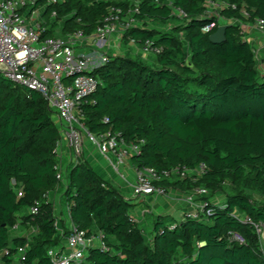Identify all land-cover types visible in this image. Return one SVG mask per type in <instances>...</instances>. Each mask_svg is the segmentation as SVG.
Wrapping results in <instances>:
<instances>
[{"label": "trees", "instance_id": "obj_1", "mask_svg": "<svg viewBox=\"0 0 264 264\" xmlns=\"http://www.w3.org/2000/svg\"><path fill=\"white\" fill-rule=\"evenodd\" d=\"M138 1L137 24L121 42H152L160 50L156 63L126 52L96 68L100 85L82 107L84 126L93 134L119 132L126 143L138 144L140 154L130 160L138 170L203 164L197 180L172 177L161 185L182 194L205 189L210 199L221 195L224 202L202 198L201 220L156 216L148 238L131 216L134 206L79 162L65 172L62 197L71 222L87 237L102 234L108 248H92L83 264H264L254 229L264 224V75L243 40L244 24L264 20V0H215L234 6L220 11L228 25L220 44L209 41L216 29L203 31L211 21L205 18L208 0H169L184 18L172 14L168 0ZM129 4L37 0L35 8L44 7L47 18L55 12L63 38L75 31L90 36L110 6ZM169 22H176L170 31L155 27ZM53 28L42 38L53 37ZM54 116L39 93L14 87L0 73V264H51L47 252L60 243L53 204L45 197L59 186L62 136ZM36 203L37 213L25 214ZM239 214L251 223L240 222ZM18 226L29 236L13 235Z\"/></svg>", "mask_w": 264, "mask_h": 264}, {"label": "built area", "instance_id": "obj_2", "mask_svg": "<svg viewBox=\"0 0 264 264\" xmlns=\"http://www.w3.org/2000/svg\"><path fill=\"white\" fill-rule=\"evenodd\" d=\"M36 1L0 0V73L14 87L39 93L54 112L61 136L73 157L70 167L81 162L83 142L86 139L113 172L119 175V168L133 156L139 155L140 148L138 144L126 143L119 132L108 130L101 134H93L85 128L82 107L89 103L90 96L95 93L100 81L93 75L97 67L89 56L80 52L79 47L84 49L93 47V53H95V50L109 48L113 42H121L124 35L137 24L134 15L138 13L139 1L129 0L130 4L125 7L110 6L106 16L90 36H86L82 31H75L66 34L63 38H42L44 7L35 8ZM122 1L124 0H118V2ZM58 2L59 0H46L47 5H55ZM155 2L159 4V1ZM165 4L172 8L169 0ZM228 8H234V6L223 1L208 0L205 18L211 21L203 31L209 33L222 24L225 25L227 21L220 18L219 14L221 10ZM172 14L178 18L186 16L181 10L175 8H172ZM242 14L247 16L244 10ZM49 18L54 20L55 12H51ZM253 25L264 36V20L256 18ZM132 45L137 46L142 55L155 56L160 52L150 41L143 44L132 43ZM102 58L105 62L108 60ZM107 122L108 120L104 119V123ZM204 170L203 164L194 169L176 166L161 173L152 168L140 170L134 168L132 185L134 196L141 200L153 196H167L169 190L161 185L162 181L172 177L195 181L201 177ZM56 172L59 184L65 183V171L58 163ZM17 197H22L21 191H18ZM45 197L48 200V194ZM202 198L210 201V192L205 189L189 192L185 201L193 209L184 213L187 217L201 220L206 206ZM37 206L36 203L28 208L27 214H36ZM69 209L70 204L66 207L69 225L64 235V242H60L47 252L51 264H83L87 253L92 248L108 251L102 234L87 237L84 230L71 222ZM237 219L242 223H251L249 218L240 214L237 215ZM15 229L16 227L13 231ZM254 229L259 238V251L264 257V224H255ZM236 239L239 238L236 237ZM96 242L97 245H95ZM24 251L25 249H19L18 253L23 254ZM14 264L25 263L16 259Z\"/></svg>", "mask_w": 264, "mask_h": 264}, {"label": "crops", "instance_id": "obj_3", "mask_svg": "<svg viewBox=\"0 0 264 264\" xmlns=\"http://www.w3.org/2000/svg\"><path fill=\"white\" fill-rule=\"evenodd\" d=\"M25 12H24V14H25ZM42 16H43L42 17L43 29L48 30L53 26L54 27L53 28V37L54 38H62L61 33H60L59 37H55L56 31H58L57 25H59L60 29H61L62 22L59 21L54 26V20H51L50 18L45 17L44 13ZM243 29H244L243 40L248 42V44L253 49V51L255 53L258 71L262 75H264V63H263V59H264V36L259 32L258 29H256V27L252 23L244 24ZM89 49L90 48L84 49L83 47H79L80 52H83L85 55L90 57L94 53H93V50L89 51ZM138 55H140V53ZM142 56L145 58V61L151 62V63H156L154 56H152V55H142ZM54 122L59 127V123H58L57 118L55 116H54ZM56 154H57L56 160H57L58 165L61 167V169L63 171L66 172L67 169L70 168L73 157H72L70 150L68 149V147L66 145V141L62 137H61V140L57 144ZM81 162H86L103 180L111 183L120 192V194L122 195V197L124 198L125 201L129 202L130 204H132L134 206L132 211H131V216L138 222L139 225L142 224L145 226L146 225L145 222H147L150 218L152 219L153 215H154V217L166 216V214L160 213V211H159L160 208H163L164 200L169 196L176 197L177 194L182 196L179 192H176L173 189H168L169 191H168L167 196H164V197L153 196V197H148L144 200L139 199L141 201L148 202L150 207H147V209L138 208V206L134 203L135 202L134 200L138 199V198H135L134 193H133V189H132L134 179L131 183L127 182L126 179H123V182H119L118 178L114 176L115 172H113V170L108 166V164L105 162V160L97 153L96 149L86 139L83 142V157H82ZM125 167H127L128 170L133 168L132 170L134 172V167L132 166L130 161H127L125 163ZM65 183L59 184V186H57L56 189L53 192H51L48 196L49 202H51L53 204L54 215L56 218V226H57V229L59 230L57 236L60 238V242H64L63 241L64 235L67 233L68 225H69V221L67 219V213H66L67 205H65V200L62 197L63 187H64ZM219 196H221V195H219ZM214 197L215 196L211 197L210 201L212 203H214L215 205H221L224 202L223 196H221V197H223L221 199L220 198L215 199ZM181 199H182V197H181ZM174 201L179 205V201H177V200H174ZM180 203H182V204L186 203L184 205V209H186V211L191 206L190 204H188L183 199H182V202L180 201ZM196 203H198V202H196ZM184 213H181L182 215H181V218L179 219V221L182 219ZM25 214H27V211H25ZM23 229H24L23 227L18 226L13 231V235L20 236V237L29 236V234L26 232L17 234L18 232H20ZM15 261H16V259H15Z\"/></svg>", "mask_w": 264, "mask_h": 264}, {"label": "rangeland", "instance_id": "obj_4", "mask_svg": "<svg viewBox=\"0 0 264 264\" xmlns=\"http://www.w3.org/2000/svg\"><path fill=\"white\" fill-rule=\"evenodd\" d=\"M175 25H176V22H169V23H165V24H158L155 27L157 30L170 31ZM57 26H58V31H56L55 37L60 36V26L59 25H57ZM93 49L94 48L92 47L89 49V51L93 50ZM126 52H128L131 56H139V57L145 59L141 54L138 55L139 51H138L137 46H133L132 44H124L122 42H113L109 48L105 47L103 50H95V53L90 56V59L93 61L94 66L98 68L105 63V61L103 60L102 57H104L105 59H108L109 57H118L120 55L123 56L124 54H126ZM132 169L133 168L128 170L127 167H125V165H124L121 168H119V175H117L115 173L114 176L118 178L119 182H123V179H126L127 182L131 183L134 179V172ZM180 194L182 196L177 194L176 197H172V196L167 197L164 200L163 208L159 207L160 213L166 214L168 220L173 219L175 221H179V219L181 218V215H182L181 213L186 212V209H184V205L186 203L182 204V203H180V201L182 202V199L186 200V197L189 194V192L184 193V194L180 193ZM181 197H182V199H181ZM254 197L258 202L263 201V199L257 195H255ZM214 198L215 199H218V198L221 199L223 197L217 195ZM174 200L179 201V205ZM134 201H135L134 203L138 206V208L147 209V207H150V205L146 201H141L139 199H135ZM192 209H193V207L190 206L187 209V211H191ZM153 218H154V215L152 216V219ZM152 219L150 218L147 222H145L146 223L145 226L141 224L143 226V231L145 234H147L148 238H151V235H152V233H151V221H152ZM24 232L28 233V231L26 229H23L20 232H18L17 234L24 233ZM95 245H97V242L95 243Z\"/></svg>", "mask_w": 264, "mask_h": 264}, {"label": "water", "instance_id": "obj_5", "mask_svg": "<svg viewBox=\"0 0 264 264\" xmlns=\"http://www.w3.org/2000/svg\"><path fill=\"white\" fill-rule=\"evenodd\" d=\"M228 25L219 26L216 31L209 36V41L213 44H220L225 41V31Z\"/></svg>", "mask_w": 264, "mask_h": 264}]
</instances>
